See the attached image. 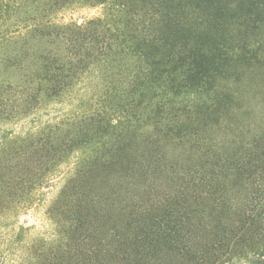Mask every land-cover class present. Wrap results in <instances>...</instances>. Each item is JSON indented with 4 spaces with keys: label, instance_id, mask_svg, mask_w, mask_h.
Listing matches in <instances>:
<instances>
[{
    "label": "trees",
    "instance_id": "16d2710c",
    "mask_svg": "<svg viewBox=\"0 0 264 264\" xmlns=\"http://www.w3.org/2000/svg\"><path fill=\"white\" fill-rule=\"evenodd\" d=\"M117 1H109L118 5V11L108 19L105 15L55 25L50 17L57 9L104 3L0 0V122L23 117L66 89L75 76L72 71L82 63L81 54L103 49L110 58L116 56L112 35L104 41L97 37L102 31L109 33L110 18L113 25L122 26L119 33L123 34L134 33L138 24L151 29L170 18L158 8L160 0H135L128 7ZM250 5L264 14V0ZM118 13L120 18L114 20ZM42 14L49 16L46 21ZM151 38L152 42H146L163 39ZM127 47L116 63L110 59L114 65L108 64L107 57L103 61L111 77L117 70L121 77H130L119 84L122 102L132 98L126 90L137 80L128 63L132 50ZM114 115L107 113L109 125H118L110 120ZM121 115L126 118L124 111ZM128 123L123 126L129 127ZM55 125L21 134L3 131L0 168L12 169L13 156L36 154L39 137H49ZM231 132L240 137L229 142L194 133L193 139L187 135L177 139L167 129L140 130L136 134L150 133L146 138L153 139L143 141L145 149L138 155L116 144L106 158L78 157L58 194L67 196L73 212L66 238L60 241L34 234L27 241L24 231L28 229L12 224L47 179L35 177L32 183L27 179L30 185L23 191L17 187L21 183L12 187L16 177L0 175V264H224L229 258L231 264L240 260L241 264H264V125L240 131L232 127ZM70 185L75 191L64 192L67 188L70 192Z\"/></svg>",
    "mask_w": 264,
    "mask_h": 264
},
{
    "label": "rangeland",
    "instance_id": "374dc122",
    "mask_svg": "<svg viewBox=\"0 0 264 264\" xmlns=\"http://www.w3.org/2000/svg\"><path fill=\"white\" fill-rule=\"evenodd\" d=\"M109 1L113 0H101L103 5H68L51 12L50 18L55 25L78 24L105 15L108 19L118 11V5H110ZM252 1L160 0L158 8L169 15V20L151 29H142L138 24L136 36L131 31L119 33L122 26L113 25L110 18L109 33L96 34L100 41L112 35L116 56L110 58L103 49L81 54L82 63L72 71L75 76L70 78L66 89L50 101H41L29 114L0 122V134H21L56 124L49 137L46 134L39 137L37 145L46 148L41 151L38 147L32 155L13 156L12 169L0 168L1 176L16 177L11 181L14 189L17 183H21L17 185L21 190L30 185L25 183L27 179L30 183L35 177L47 179L30 196L23 212L12 219L15 228L28 229L24 231L27 241L33 234L52 241L66 238L73 212L67 196L58 194L65 178L74 172L78 157L93 154L106 158L116 144L136 150L134 155H138L145 149L143 141L150 136V133L136 134L140 130L147 133L167 129L177 139L185 135L193 139L197 133L199 137L231 142L240 137L231 132L232 127L240 131L264 125V14L255 12L256 7L250 5ZM117 2L128 7L135 0ZM119 14L114 20L120 18ZM48 17L41 16L43 21ZM153 36L163 39L156 41V45L146 42L153 40ZM127 39L133 55L128 63L130 69H135L137 80L126 90L132 98L122 102L119 84L130 77H121L118 70L111 77L103 61L107 57L108 64L114 65L111 60L116 63L120 55L124 56ZM166 44L172 51L164 50ZM94 76L97 78L92 82ZM122 111L126 118H122ZM110 112H115L110 120L118 125L107 122ZM127 120L129 127H124ZM177 155L180 152L174 158ZM73 188L70 185V192L68 188L64 192L71 193ZM53 200L57 201L51 208ZM224 264H231V258Z\"/></svg>",
    "mask_w": 264,
    "mask_h": 264
}]
</instances>
